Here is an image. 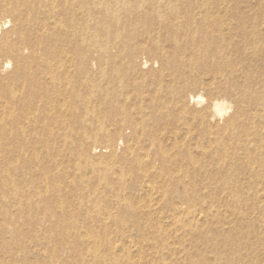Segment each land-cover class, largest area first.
I'll return each mask as SVG.
<instances>
[{
    "label": "bare ground",
    "instance_id": "bare-ground-1",
    "mask_svg": "<svg viewBox=\"0 0 264 264\" xmlns=\"http://www.w3.org/2000/svg\"><path fill=\"white\" fill-rule=\"evenodd\" d=\"M152 64L156 69L146 72ZM194 89L205 90L207 98ZM12 120L23 121L19 130ZM105 121L123 134L129 130L128 154L144 147L145 163L169 172L174 160L159 136L169 135L170 126L195 132L204 161L191 155L189 161L225 187L238 208L213 217L215 224L201 211L180 208L182 222L174 231L184 234L185 260L175 264H264V227L252 218L250 200H264V0H0V183L8 171L12 181L25 167L15 161L26 151L15 143L16 133L59 127L79 140L87 164L101 160L97 140L116 135ZM35 194L46 197L49 189ZM116 201L112 221L131 222L136 231L150 227L137 222L130 200ZM63 210L61 198H0L6 246L15 245L6 235L20 222L34 226L37 242L47 245L31 252L19 244L8 264H153L131 260L123 242L120 251H102L95 237L85 241L87 232L79 238L89 252L68 258L75 251L54 240L68 217Z\"/></svg>",
    "mask_w": 264,
    "mask_h": 264
},
{
    "label": "rangeland",
    "instance_id": "rangeland-1",
    "mask_svg": "<svg viewBox=\"0 0 264 264\" xmlns=\"http://www.w3.org/2000/svg\"><path fill=\"white\" fill-rule=\"evenodd\" d=\"M155 66V64H152L145 71L155 70ZM192 93L199 94L204 99L208 95L203 89H194ZM12 125H15L14 127L18 129L19 126L23 125V121L12 120ZM105 128L114 131L116 135L110 142L97 140L95 148L98 152L95 156L101 158V160L90 161L87 164L83 162L82 156L78 153L77 144L79 140L69 134L64 136V132L59 127L52 128L50 133L37 132L32 127L25 129L24 133H16L15 143L24 146L26 151L24 155L16 157L15 161L19 158L18 167L20 168L23 163H25V167L16 175L13 174L15 179L12 181H10L11 173L8 171L7 180L3 184L0 183V198H61L62 206H64L61 216L68 214V217L61 220L62 227L57 233L58 238L54 240L59 241L62 248H72L70 251H75L72 256L68 254V258L75 261L86 254L87 251L89 252L87 244L81 243L83 238H79L80 235L87 232L85 241L87 237H90L89 239L95 237L102 251H107L109 246H116L117 251L121 250L119 248L123 249L124 247L123 250L125 251L123 253H128L127 256L131 257L132 259H130L133 261L153 264H161L162 261L163 264H175L185 260L184 252H181L183 246L186 247L184 234L174 231L175 226L182 222V216L179 214L180 208H190L196 213L201 211L202 214L200 215L206 216V222L214 224V219L229 216L238 211L234 201L229 198L227 189L220 186L218 182L205 179L204 174L198 170L197 166H193V162L189 161L190 155L196 160L204 161L195 146L201 139L195 132L190 133L182 127L174 129L170 126L169 135L164 132L159 136V139L164 141L163 143L168 148V154H166L169 158L173 157L174 160L170 166L171 172H169L158 166H148L145 163L147 157L144 158L143 156L144 147H138L139 153L134 152L133 155L127 153L125 141L129 139V130L123 134L120 128H112L106 121ZM203 141H207V139L203 138ZM174 144H179V147L174 148ZM189 144L193 145L187 148ZM32 147L33 151L34 149L37 151L33 155L31 152ZM154 151L155 146L150 147L148 156H151ZM143 171L144 173H142ZM6 172L4 171V173ZM43 174L48 176L49 179V181L46 180V188L41 187ZM193 174L195 175L193 176ZM184 175H186L185 179ZM44 188L49 189V194L46 197L36 196V189L45 191ZM159 196H161V199ZM187 197L191 200H188ZM116 200L121 205L130 200L129 203L132 204L137 222L147 224L150 227L147 226L148 228L144 231H136L131 222L121 225L112 221L110 216L112 217V213L115 211L114 208L117 207ZM250 200L255 208L251 214L252 218L258 225L264 227V224L262 225L264 223V220H262L264 219V200L263 202L262 198H250ZM115 205L116 207H113ZM44 223H48L47 217L44 218ZM18 224L19 229L16 230L15 234L6 235L7 238L14 239L15 245L13 246L4 244V234L0 231V262L2 264L9 263L14 248L19 247V244L23 248L31 250V252L42 250L47 246L44 242H37V240H40L38 236L40 233L36 232L34 226H23L22 222ZM153 225L155 226L153 227ZM140 235H142V238ZM120 236L122 237L120 238ZM128 242H132L133 245L129 246ZM141 243L142 247L140 246ZM172 245L175 249L170 248ZM179 252H181L180 256Z\"/></svg>",
    "mask_w": 264,
    "mask_h": 264
}]
</instances>
